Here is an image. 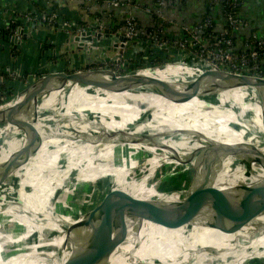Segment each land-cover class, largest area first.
Returning <instances> with one entry per match:
<instances>
[{
  "label": "bare ground",
  "instance_id": "obj_1",
  "mask_svg": "<svg viewBox=\"0 0 264 264\" xmlns=\"http://www.w3.org/2000/svg\"><path fill=\"white\" fill-rule=\"evenodd\" d=\"M190 72L189 68L174 66L142 71L139 75L178 89L186 85L181 83ZM77 87L86 89L73 90ZM197 95L201 98L176 104L153 94L74 86L60 98L53 113L25 118L24 122L38 128L43 136H16L0 156V210L15 215L26 225L25 232L14 238L5 237L0 223V256L9 252L4 256L18 259L15 264H87L83 257L93 258L103 247L133 248L179 264L173 259L206 257L204 254L210 252L233 254L249 238L247 234L223 233L206 227L215 213L217 192L229 189L233 183L227 181L226 171L193 169L194 187L185 192L184 199H179L176 197L179 192L162 190L157 185L160 181L153 176V168L159 164L158 156L141 161L131 160L130 154L123 156V162L112 163L109 143L121 137L136 142V135L141 133L150 134L159 143L150 144L144 139L142 143L146 145H139L156 150L158 144L171 157L184 155L183 149H194L198 144L197 131L232 144L264 142L262 91L229 84L210 93L201 90ZM135 100L148 102V108L157 107L154 115L146 114ZM170 108L172 113L166 111ZM235 126H239V132L233 129ZM50 127L55 132L54 138ZM9 128L17 129L13 124ZM244 134L248 139H244ZM69 137L70 142L62 144ZM139 168L145 169L142 176L129 180ZM108 176L114 178V184L107 200L114 198L116 191L125 190L129 196L124 204L130 203L138 211H125L122 205L120 211L125 217H121L122 213L112 214L110 218L118 226L106 229L98 227L102 219L94 227L77 226L74 220L58 215L46 232L60 191L75 183H94ZM236 186L234 214L250 224L264 219V175L240 178ZM199 187L197 193L201 197H189ZM147 200L153 201L156 209L151 218L138 220L136 216ZM59 237L62 239L57 244L47 246ZM260 241L264 244V237ZM197 245H203L199 254ZM259 260V264H264V251Z\"/></svg>",
  "mask_w": 264,
  "mask_h": 264
},
{
  "label": "water",
  "instance_id": "obj_2",
  "mask_svg": "<svg viewBox=\"0 0 264 264\" xmlns=\"http://www.w3.org/2000/svg\"><path fill=\"white\" fill-rule=\"evenodd\" d=\"M38 26L41 28L46 27L48 29H54L55 31L59 29L58 27L45 24H40ZM61 30L66 33H71L73 37V51L78 50L80 53H85L87 55H93L95 52L101 54L104 49V40L118 37L119 41L113 48L112 46L108 47V50H113L110 56L106 58H97L89 64H86L85 68L81 70L50 71L39 74L23 83L12 96L5 102L0 103V156L3 154V150H7L8 142L16 136L41 138L43 135L40 130L31 124L25 123L24 119L39 118L53 111L60 98L67 94L74 86H93L107 91L127 92L137 95L153 94L176 104L189 102L195 97L201 98L197 95L201 90L210 93L221 86L229 84H234V87H244L247 89L257 88L264 93V78L230 73L206 63H202L201 67H198L199 64L197 62L192 63L191 61H180L168 63L166 65L138 68L129 73L118 75L114 70L102 68L101 65L114 60L119 49L123 47L127 39L122 32L112 33L109 30L102 29L99 31L88 30L85 32L69 29ZM25 35H27V33H25ZM5 37L8 40V36L6 35ZM67 42L69 43V40ZM128 43L129 46H131L137 43V41L133 40ZM14 47L17 48V45H14ZM95 65H98V67H93ZM174 66H182L191 69L187 77L183 78L184 82L181 83V86L184 85L185 82L186 85L178 89L153 80H145V78L139 75L142 71H160ZM52 96L53 100H51ZM134 102L136 105L143 107L146 111L145 113L151 116L154 115L157 109V107L154 109L148 108V102L143 103L137 100ZM166 111L173 112L171 108ZM10 124L15 125L17 129L9 128ZM49 129L52 138H54L55 132L51 127ZM233 129L236 132L240 131L239 126H235ZM215 133L217 132L215 131ZM88 135L90 138H93L90 134ZM195 135L198 144L192 150L183 149L181 152L184 153V155L181 156H169L158 144V149L156 150H150L146 146L139 145L138 143L143 144L142 142L144 139L150 144H156L155 142L157 141L148 133L137 134L136 136L138 139L136 142H131L125 137L117 138L111 141L109 146L110 151H114L119 147L145 151L158 156L160 161L159 164L153 168L154 172L165 164H177L188 166L193 169L203 168L210 171H226L227 181L233 183L230 185L229 189L225 191L219 190L217 192L215 213L206 227L223 233H244L249 237L238 245L233 254L224 259L221 264H259V258L264 251V244L260 241L261 237H264V219L258 223L250 224L248 221L236 216L233 212V207L237 180L240 178H253L264 175V142L254 140L232 144L222 140L211 139L203 132L197 131ZM244 139H248V136L245 134ZM66 141L67 142L63 143L64 145L70 142V137L66 139ZM94 150L99 151L96 147H94ZM150 169L149 167L148 172L152 171ZM128 179L131 180L130 177ZM193 187L194 182L189 188L191 189ZM187 190L188 189L182 191L185 193ZM197 190H200V187L198 189L195 188L189 197H201L200 192L197 193ZM111 192L112 191L107 192L102 201L94 209L81 216L55 210L53 219L47 223L48 226L46 231H50L52 222L56 220L58 215L74 220L77 226L92 224L94 227V223L102 219L100 224H98L100 229H106L108 226L117 227V223L112 222L110 216L114 213H122L121 217H125V213L120 211V208L126 202L129 193L125 190H118L114 198L107 200ZM166 196H168L167 193ZM243 199L241 200L243 201ZM155 209L156 207L153 201L147 200V202H144L143 209L136 218L138 220L149 219ZM0 215L11 217L17 224L26 227V225L13 214L0 210ZM124 223L126 224V222ZM202 249L203 245H197L196 253L199 254ZM16 251L17 250L14 252L16 253ZM8 253L9 252H4L3 255H7ZM82 261H88L87 264H178L169 262L168 260L163 261L158 256L145 252L141 253L137 250H117V248L109 247H103L93 258L88 259V257H83ZM184 264L199 263L198 260H196L195 262L192 261Z\"/></svg>",
  "mask_w": 264,
  "mask_h": 264
},
{
  "label": "built area",
  "instance_id": "obj_3",
  "mask_svg": "<svg viewBox=\"0 0 264 264\" xmlns=\"http://www.w3.org/2000/svg\"><path fill=\"white\" fill-rule=\"evenodd\" d=\"M100 1V0H97ZM108 5L126 9L122 22L109 25L106 16L97 17L94 25L72 20L65 17L55 8L32 9L25 12L17 11L11 20L0 24V40L6 39L10 47L17 48L24 44L26 29L29 26L45 24L60 29L106 30L122 32L126 42L119 49L114 60L101 65L102 68L114 70L118 75L129 73L138 68H147L168 63L191 61L218 67L221 70L264 78V34L253 33L246 38L244 49L236 48L234 32L250 26L246 19L239 15L243 5L242 0H210L212 8H220L226 21V27L217 30V20L212 12L207 13L202 20L191 28H183L178 35L168 34L165 23V9L168 5L185 0H155V8H146L153 15L152 27H145L138 21L134 11L136 0H103ZM136 40L150 48L156 46L164 49L170 57L160 62L145 64L142 61L143 51L138 55H130L129 41ZM151 43V45H149ZM146 47V46H145ZM167 49V50H166ZM0 60V103L5 102L14 93L11 83L28 81L35 74H27L16 68H1ZM39 75V74H38Z\"/></svg>",
  "mask_w": 264,
  "mask_h": 264
},
{
  "label": "crops",
  "instance_id": "obj_4",
  "mask_svg": "<svg viewBox=\"0 0 264 264\" xmlns=\"http://www.w3.org/2000/svg\"><path fill=\"white\" fill-rule=\"evenodd\" d=\"M243 5L239 10V15L246 19L250 26L240 28L234 32L236 48L244 49V43L253 33L264 34V0H242ZM55 8L65 17L72 20L85 22L89 25L96 23L97 17L106 16V23L115 25L124 19L126 9L116 8L100 0H0V24L12 19L17 11L25 12L32 9ZM146 8H155V0H136L134 9L138 21L145 27H152L153 15L148 13ZM209 12L217 20V30H222L226 26L220 8H212L210 0H185L168 5L165 9V23L168 34L178 35L183 28H191L199 23ZM55 27V26H52ZM109 30V29H106ZM110 31V30H109ZM111 32V31H110ZM26 39L24 44L18 48L10 47L6 39L0 40V60L1 68H16L27 74H44L50 71H74L84 69L86 64L93 60L111 55L113 50L108 47L116 45L118 37L104 40V49L100 53L93 55L73 51V37L71 33H66L60 28L55 31L40 26H29L26 29ZM113 33V32H112ZM117 33V32H114ZM69 40V43L67 42ZM130 55H138L142 52V44L137 43L130 46ZM100 54V55H99ZM93 67H98L95 65ZM36 76L31 77L30 79ZM29 79V80H30ZM28 80V81H29ZM27 81L11 83L14 93ZM84 89V88H83ZM13 93V94H14ZM136 250V249H135ZM213 255V254H212ZM205 253L204 256L221 264L225 258H219L222 254ZM220 255V256H219ZM204 257V258H206ZM200 257H191L184 259H173L175 262L184 261L185 263L195 262ZM201 261V260H200ZM199 262V261H198ZM213 262H209L213 264Z\"/></svg>",
  "mask_w": 264,
  "mask_h": 264
},
{
  "label": "rangeland",
  "instance_id": "obj_5",
  "mask_svg": "<svg viewBox=\"0 0 264 264\" xmlns=\"http://www.w3.org/2000/svg\"><path fill=\"white\" fill-rule=\"evenodd\" d=\"M142 61H144L143 57H142ZM79 89H83V88L77 87L74 88L73 90H79ZM53 112L54 110L46 113L42 117L49 115ZM174 140H177V138H175ZM112 153H113L112 163L114 165L123 162L124 155L131 154L132 156L131 160L139 159L141 161L147 160L151 156H153L151 153H147L145 151H138L133 149L119 148V147H117ZM144 170L145 169L143 168H139L138 170L133 172L130 178L134 179L142 176V172ZM194 175L195 172L191 167L177 165V164H165L160 168H158L157 171L154 172L153 176L155 177L156 180L158 179L160 181L157 184L160 189L164 190L166 188L165 190L168 191H172V190L177 191L179 193L176 194V197L179 199H184L185 193H183L182 190L189 189V187L193 183ZM113 184H114V178L112 176L100 178L97 182L94 183H85V184L75 183L71 187L60 191L59 196L56 200V210L61 212L65 211L68 214L75 216H81L85 214L87 211H91L92 209H94L102 201L106 193L110 191ZM122 209L125 211H133V209H136L135 211L139 210L137 209L136 206L130 203L123 204ZM10 218L7 216L0 215V219H1L0 223L3 226L1 228V231L5 233L6 235L5 237L7 236H12L14 238L19 237L25 232L26 228L25 226L17 224L12 219L10 220ZM61 239L62 238L59 237L56 240V242H53L52 244H49L47 246H53L57 244L58 241H60ZM130 249L135 250L133 248ZM117 250H122V249H117ZM210 254L211 255L213 254L212 256H214L215 254L216 255L222 254V256L219 255L220 256L219 258L223 257L225 259L228 256L232 255L231 253H224V252H210ZM200 258L201 259H196L199 261L198 262L199 264H211L209 262L214 261L210 258V256L208 258H204V257H200ZM15 260L18 259L4 255L0 256V264H15L16 262ZM213 264H216V261L213 262Z\"/></svg>",
  "mask_w": 264,
  "mask_h": 264
},
{
  "label": "trees",
  "instance_id": "obj_6",
  "mask_svg": "<svg viewBox=\"0 0 264 264\" xmlns=\"http://www.w3.org/2000/svg\"><path fill=\"white\" fill-rule=\"evenodd\" d=\"M149 45H151V43H149ZM142 50L145 64H152L157 61L160 62L170 57V55H168L167 52L164 51V49H160L156 46L150 48L149 46L145 45V43L144 45H142Z\"/></svg>",
  "mask_w": 264,
  "mask_h": 264
}]
</instances>
